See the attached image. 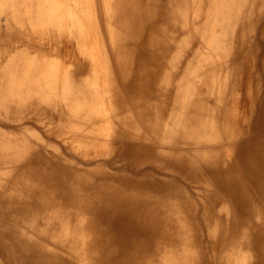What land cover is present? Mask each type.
<instances>
[{
    "label": "bare ground",
    "instance_id": "1",
    "mask_svg": "<svg viewBox=\"0 0 264 264\" xmlns=\"http://www.w3.org/2000/svg\"><path fill=\"white\" fill-rule=\"evenodd\" d=\"M0 258L264 264V0H0Z\"/></svg>",
    "mask_w": 264,
    "mask_h": 264
},
{
    "label": "rangeland",
    "instance_id": "2",
    "mask_svg": "<svg viewBox=\"0 0 264 264\" xmlns=\"http://www.w3.org/2000/svg\"><path fill=\"white\" fill-rule=\"evenodd\" d=\"M101 10V5L100 4H97V5H95V13L97 14L99 11ZM39 46H41L42 47V45L41 44H39ZM38 47V45H36V46H34V49H36ZM43 47H47V45L45 44ZM105 102H106V106L108 105V102H109V99H107V98H105ZM108 107V106H107ZM38 130V129H37ZM46 131V130H45ZM39 134H40V136L43 138L44 137V132H43V129H39L38 131H37ZM60 144H62V142H59ZM61 152L63 153V155L64 156H66V157H72L75 161H78V162H86L87 161V159L86 158H84L83 156H81L79 153H78V151H76L74 148H69V147H67V149L65 150L64 148H63V146L61 145ZM66 153H68V154H66ZM68 155V156H67ZM83 159V160H82ZM103 160V158H97V160L95 159V161L94 162H99V161H102ZM197 195H199L198 193H197ZM199 197H200V195H199ZM0 260H1V258H0ZM4 264V263H3Z\"/></svg>",
    "mask_w": 264,
    "mask_h": 264
}]
</instances>
